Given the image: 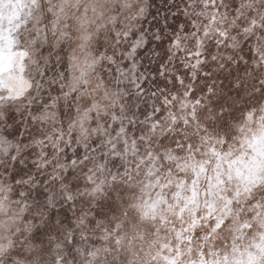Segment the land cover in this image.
<instances>
[{"label":"snow or ice","instance_id":"6c2138e0","mask_svg":"<svg viewBox=\"0 0 264 264\" xmlns=\"http://www.w3.org/2000/svg\"><path fill=\"white\" fill-rule=\"evenodd\" d=\"M0 264H264V0H0Z\"/></svg>","mask_w":264,"mask_h":264}]
</instances>
